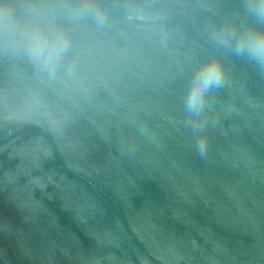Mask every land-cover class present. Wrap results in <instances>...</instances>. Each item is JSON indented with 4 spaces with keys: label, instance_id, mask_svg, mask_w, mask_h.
Masks as SVG:
<instances>
[{
    "label": "water",
    "instance_id": "obj_1",
    "mask_svg": "<svg viewBox=\"0 0 264 264\" xmlns=\"http://www.w3.org/2000/svg\"><path fill=\"white\" fill-rule=\"evenodd\" d=\"M97 2L54 77L0 43V264H264V74L212 40L241 0ZM212 57L201 157L184 97Z\"/></svg>",
    "mask_w": 264,
    "mask_h": 264
},
{
    "label": "clouds",
    "instance_id": "obj_2",
    "mask_svg": "<svg viewBox=\"0 0 264 264\" xmlns=\"http://www.w3.org/2000/svg\"><path fill=\"white\" fill-rule=\"evenodd\" d=\"M241 7L247 23L222 24L212 33V40L264 74V0H241ZM87 20L102 28L108 20L107 10L97 0H64L59 9L48 11L31 0H0V43L21 51L37 70L54 77L71 48L65 23ZM224 79L221 60L209 58L193 71L184 97L185 127L197 136L195 150L201 157L208 151V96L223 86Z\"/></svg>",
    "mask_w": 264,
    "mask_h": 264
}]
</instances>
